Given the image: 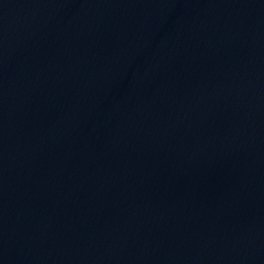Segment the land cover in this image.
Segmentation results:
<instances>
[{
    "label": "water",
    "instance_id": "obj_1",
    "mask_svg": "<svg viewBox=\"0 0 264 264\" xmlns=\"http://www.w3.org/2000/svg\"><path fill=\"white\" fill-rule=\"evenodd\" d=\"M0 264H264V0H0Z\"/></svg>",
    "mask_w": 264,
    "mask_h": 264
}]
</instances>
